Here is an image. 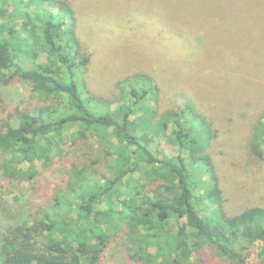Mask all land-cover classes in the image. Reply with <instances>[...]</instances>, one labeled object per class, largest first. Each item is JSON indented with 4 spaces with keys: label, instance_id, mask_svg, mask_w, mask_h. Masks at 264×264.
Masks as SVG:
<instances>
[{
    "label": "trees",
    "instance_id": "16d2710c",
    "mask_svg": "<svg viewBox=\"0 0 264 264\" xmlns=\"http://www.w3.org/2000/svg\"><path fill=\"white\" fill-rule=\"evenodd\" d=\"M239 1L247 19L264 12V0ZM76 15L67 0H0V84L21 78L46 102L11 113L16 127L7 119L0 123V264H101L124 229L140 264H196L193 257L205 247L228 264H248L258 243L251 264H264V206L227 213L229 200L210 152L214 121L187 99L160 113L161 89L149 74L122 80L115 102L90 95L83 74L91 57ZM195 28L184 30L202 34ZM41 52L45 63H37ZM245 72L250 81L251 71ZM230 75L221 80L241 83L239 71ZM259 118L247 149L264 161V107ZM161 139L177 153L153 149ZM70 140L87 144L89 162H72L69 179L42 214L26 212L18 201L13 209L5 199L8 187L34 183L37 163L49 167ZM104 204L105 211L98 209ZM102 214L121 225L104 226Z\"/></svg>",
    "mask_w": 264,
    "mask_h": 264
},
{
    "label": "rangeland",
    "instance_id": "374dc122",
    "mask_svg": "<svg viewBox=\"0 0 264 264\" xmlns=\"http://www.w3.org/2000/svg\"><path fill=\"white\" fill-rule=\"evenodd\" d=\"M67 1L77 10V33L91 57L83 74L87 92L115 102L120 97L118 84L122 80L134 74L151 75L161 89L157 103L160 113L187 99L214 121L217 138L210 152L229 200L227 213L264 206V161L256 160L247 149L253 125L264 107V12L256 19H247V6L239 0ZM44 8L52 10L48 4ZM188 25L196 26V32L202 29V34L186 32ZM248 26L254 28V33ZM46 60V53L41 52L37 63ZM236 71L241 83L221 80ZM245 71H251L250 81L246 80ZM44 102L21 78L8 85L0 84V123L7 119L10 126L16 127L17 118L11 113L16 109L31 110ZM72 132L73 129L67 140ZM153 149L161 155L177 153L163 139L156 140ZM90 152L84 142L70 140L64 153L49 167L37 163L39 174L34 183L10 185L11 194L5 199L13 209L18 201L26 205V212L42 214L41 209L47 207L57 186L69 179L67 171L72 162L88 163ZM203 177L209 178L205 174ZM98 209L105 211L107 205ZM17 214L21 215L22 210ZM100 220L104 226L121 225L117 218L106 214ZM208 249H201L192 262L228 264ZM258 250L259 243L248 264L256 259ZM136 252L135 244L129 247L124 229L104 250L101 264H140L135 262Z\"/></svg>",
    "mask_w": 264,
    "mask_h": 264
}]
</instances>
